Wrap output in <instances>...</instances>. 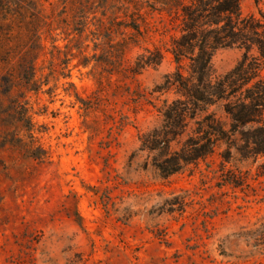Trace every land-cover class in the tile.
Instances as JSON below:
<instances>
[{
  "label": "rangeland",
  "instance_id": "rangeland-1",
  "mask_svg": "<svg viewBox=\"0 0 264 264\" xmlns=\"http://www.w3.org/2000/svg\"><path fill=\"white\" fill-rule=\"evenodd\" d=\"M80 1L0 12V52L44 48L30 88L26 57L0 58V264H264V158L224 161L223 147L164 178L140 151L177 98L158 89L177 71L171 23L146 10L153 0L108 4L141 12ZM240 5L264 11V0ZM156 48L163 63L134 75ZM244 55L221 49L213 69L223 76Z\"/></svg>",
  "mask_w": 264,
  "mask_h": 264
},
{
  "label": "trees",
  "instance_id": "trees-1",
  "mask_svg": "<svg viewBox=\"0 0 264 264\" xmlns=\"http://www.w3.org/2000/svg\"><path fill=\"white\" fill-rule=\"evenodd\" d=\"M40 1L0 0V12L13 16L2 6L26 2L39 5ZM114 1L119 0H98L106 10H116L118 6L124 10L127 6H134L138 12L146 7L108 5ZM153 1L155 5L146 7V10L165 17L171 23L174 34L166 52L172 55L177 65L176 73L167 76L164 87L158 89L174 91L177 98L171 104L165 103L163 127L140 139V151L149 153L153 161H157L155 168L164 178L206 161L223 147L226 149L220 156L224 161H231L235 156L255 161L264 158V78L261 77L264 65V11H260L259 19L245 17L241 0ZM57 2L59 5L75 6L81 1ZM78 13L86 12L81 8ZM21 18L18 12L10 23L20 22ZM134 22L137 23L136 20ZM131 28L140 33L139 25ZM37 46L25 53L0 52V58H5L8 64L26 57L25 61L17 63L19 67H25L24 63L28 66V77H23L27 88L35 83V62L44 51L38 43ZM227 48L244 50L245 55L231 72L218 76L212 60L217 51ZM253 51L256 56L250 55ZM147 53L150 56L141 55L132 68L134 75L163 63L161 49L147 50ZM82 66L87 64L82 63Z\"/></svg>",
  "mask_w": 264,
  "mask_h": 264
}]
</instances>
